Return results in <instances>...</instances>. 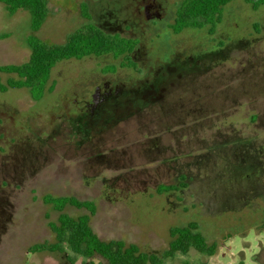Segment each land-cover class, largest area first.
Returning a JSON list of instances; mask_svg holds the SVG:
<instances>
[{
    "label": "rangeland",
    "instance_id": "rangeland-1",
    "mask_svg": "<svg viewBox=\"0 0 264 264\" xmlns=\"http://www.w3.org/2000/svg\"><path fill=\"white\" fill-rule=\"evenodd\" d=\"M160 1L175 18L184 0ZM151 3L48 0V17L36 36L61 45L89 23L99 25L102 13L112 11L134 26L152 57L156 49L150 38L155 31L145 12ZM85 5L91 21L82 16ZM18 12L10 15L0 4V35H9L0 39V66L29 59L31 15ZM173 31L171 26L168 35L180 52L188 54L215 52L219 40L232 44L233 59L215 71L225 73L224 67H231L237 78L226 75L223 84L239 87L244 67L250 65L248 74L258 77L253 83L264 86L259 79L264 78V5L254 10L246 0L229 3L212 35L208 26L176 36ZM100 62L93 55L58 62L49 82L54 91L39 101L27 88L0 91V264H68L61 253H29L32 245L55 240L49 222H56L59 213L42 201L46 194L95 201L91 225L103 240L120 239L144 251H163L171 227L196 222L209 243L219 244L212 257L192 251L167 264H264V87H252L247 95L238 92L236 105L226 106L220 114L225 120L219 116L203 124L189 121L184 148L164 136L165 146H172L167 152L144 143L154 136L141 132L134 118L108 124L80 120L77 105L89 98L102 72H115L110 67L103 71ZM11 77L15 75L0 72L3 84ZM252 115L259 119L253 121ZM160 126H152L157 136L163 132ZM181 155L184 158L173 160ZM182 183L186 187L178 191H157L161 185ZM66 212L88 213L73 207Z\"/></svg>",
    "mask_w": 264,
    "mask_h": 264
},
{
    "label": "flooded vegetation",
    "instance_id": "flooded-vegetation-1",
    "mask_svg": "<svg viewBox=\"0 0 264 264\" xmlns=\"http://www.w3.org/2000/svg\"><path fill=\"white\" fill-rule=\"evenodd\" d=\"M151 2L146 6L145 12L154 27L155 34L150 40L156 54L150 56L147 45L136 35L133 25L129 26L127 21H121L112 11L103 12L101 23L96 26L102 31L108 30L132 41L133 48L117 58L110 54L98 56L104 67L103 71L110 67L115 72H108V69L107 72H102L89 98L83 97L82 103L77 106L81 112L80 117H83L80 120L86 119L91 124L120 123L136 119L141 132L147 131L154 136L151 139L145 138L144 143L148 141L146 144L149 143L151 149L168 152L172 150V146H165L164 136L172 142L175 141L177 146L182 144L181 147L184 148L183 136L189 121L203 124L210 122L211 117L218 119L226 106L232 108L236 105L238 92H245L247 95L248 92L251 94L252 87L264 86L253 83V79L258 77L248 74L250 65L244 67L245 78L239 87L223 84L222 80L226 75L230 79L237 78L231 67H224L225 73L221 70L215 71L216 66L221 67L233 59L232 44L219 40L216 41L215 52H180L175 41L168 35L171 26L175 36L186 30L175 31L177 13L173 18V11L165 10L160 0ZM174 48L176 51L169 52V49ZM259 79L264 80L262 77ZM222 117L225 120L226 117ZM251 119L257 121L259 116L252 115ZM156 124L162 127L163 132L159 136L154 132L156 128L152 127ZM147 128L150 130H145ZM184 156L175 157L173 160L182 159Z\"/></svg>",
    "mask_w": 264,
    "mask_h": 264
},
{
    "label": "trees",
    "instance_id": "trees-1",
    "mask_svg": "<svg viewBox=\"0 0 264 264\" xmlns=\"http://www.w3.org/2000/svg\"><path fill=\"white\" fill-rule=\"evenodd\" d=\"M235 0H184L177 12L175 31L181 32L187 28L202 29L209 27V33L214 34L222 22L224 8ZM254 10L264 5V0H246ZM10 15L19 10H26L31 15L32 35L27 38L30 48L29 59L20 65L0 66V72L15 75L6 84L0 81V91L7 92L9 88H27L34 101L41 100L44 95L52 93L54 86H49L53 68L58 62L69 59H82L87 56L113 55L115 58L127 53L133 48V42L107 34L94 23L80 31L71 34L64 44H50L38 38L48 17V0H0ZM82 16L91 21L89 6L85 5ZM8 34L0 35V39L8 38ZM185 179V177H183ZM186 184L161 185L159 193L178 191ZM46 205L59 213L56 222H49V227L55 235V240L36 243L29 248L30 254L50 252L64 254L68 264H167L179 256L187 257L192 251L202 256L212 257L217 254L219 244L209 243L196 222L185 226L171 227L169 244L163 251H144L135 243L125 240H103L94 231L91 219L97 213V205L92 200H80L75 196L42 197ZM84 209L88 213L72 216L66 208ZM98 261V263H97ZM183 264H192L184 261Z\"/></svg>",
    "mask_w": 264,
    "mask_h": 264
},
{
    "label": "crops",
    "instance_id": "crops-1",
    "mask_svg": "<svg viewBox=\"0 0 264 264\" xmlns=\"http://www.w3.org/2000/svg\"><path fill=\"white\" fill-rule=\"evenodd\" d=\"M0 4H1V3H0ZM2 4H3V3H2ZM5 8H6V7H5ZM20 11H21V10H19V12H20ZM19 12H18V13H19Z\"/></svg>",
    "mask_w": 264,
    "mask_h": 264
},
{
    "label": "clouds",
    "instance_id": "clouds-1",
    "mask_svg": "<svg viewBox=\"0 0 264 264\" xmlns=\"http://www.w3.org/2000/svg\"><path fill=\"white\" fill-rule=\"evenodd\" d=\"M249 264H250V262H249Z\"/></svg>",
    "mask_w": 264,
    "mask_h": 264
}]
</instances>
